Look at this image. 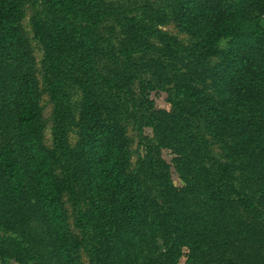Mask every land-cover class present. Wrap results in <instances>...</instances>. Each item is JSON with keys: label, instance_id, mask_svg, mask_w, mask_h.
Wrapping results in <instances>:
<instances>
[{"label": "trees", "instance_id": "1", "mask_svg": "<svg viewBox=\"0 0 264 264\" xmlns=\"http://www.w3.org/2000/svg\"><path fill=\"white\" fill-rule=\"evenodd\" d=\"M182 262L264 264V0H0V264Z\"/></svg>", "mask_w": 264, "mask_h": 264}, {"label": "rangeland", "instance_id": "2", "mask_svg": "<svg viewBox=\"0 0 264 264\" xmlns=\"http://www.w3.org/2000/svg\"><path fill=\"white\" fill-rule=\"evenodd\" d=\"M24 25H25V28L27 29L29 35L31 36V32H30V28H29V24H28V19H26L24 21ZM165 29L170 31L173 34H177V29H175V26H173V25L167 26V27H165ZM180 38L181 39H185L186 37L184 35H180ZM32 45H33V48H34L35 56H36L37 61H38V68H40V62H41L43 53H42L39 45L36 42H33ZM152 96H153V99L155 100L156 105H157L158 108L162 107V108L169 109V105L166 102L167 96L165 94H161L159 96H156L155 94H153ZM42 106L44 108V119L46 120L45 140H46V144L48 146H50L51 143H52V136H51V126H52V124H51V120L50 119H51V115H52V107L53 106H52L51 102L49 101L48 95H44L43 96ZM129 134L133 138V149L135 150L138 147V138H137L136 134L132 131V129H130ZM75 141H76V139L73 138L72 142L75 143ZM136 158L137 157L135 155L133 157V161H135ZM84 261H85V263H87V259H86L85 256H84ZM182 264H183V262H182Z\"/></svg>", "mask_w": 264, "mask_h": 264}]
</instances>
